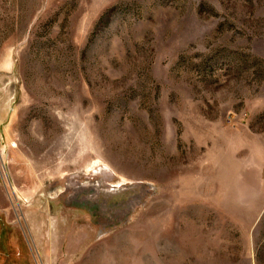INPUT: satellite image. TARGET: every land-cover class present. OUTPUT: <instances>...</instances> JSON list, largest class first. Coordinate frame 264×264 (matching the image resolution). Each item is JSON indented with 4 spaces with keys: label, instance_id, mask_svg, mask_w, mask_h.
Masks as SVG:
<instances>
[{
    "label": "rangeland",
    "instance_id": "374dc122",
    "mask_svg": "<svg viewBox=\"0 0 264 264\" xmlns=\"http://www.w3.org/2000/svg\"><path fill=\"white\" fill-rule=\"evenodd\" d=\"M0 264H264V0H0Z\"/></svg>",
    "mask_w": 264,
    "mask_h": 264
}]
</instances>
